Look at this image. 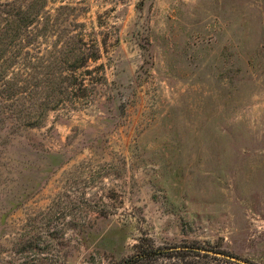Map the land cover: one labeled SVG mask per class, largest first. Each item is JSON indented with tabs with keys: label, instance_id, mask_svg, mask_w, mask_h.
Returning a JSON list of instances; mask_svg holds the SVG:
<instances>
[{
	"label": "rangeland",
	"instance_id": "obj_1",
	"mask_svg": "<svg viewBox=\"0 0 264 264\" xmlns=\"http://www.w3.org/2000/svg\"><path fill=\"white\" fill-rule=\"evenodd\" d=\"M71 50L97 54L86 92L0 148V264H114L144 237L264 264V0L0 1L24 109Z\"/></svg>",
	"mask_w": 264,
	"mask_h": 264
},
{
	"label": "trees",
	"instance_id": "obj_2",
	"mask_svg": "<svg viewBox=\"0 0 264 264\" xmlns=\"http://www.w3.org/2000/svg\"><path fill=\"white\" fill-rule=\"evenodd\" d=\"M0 1H5V4L15 2V0L10 3H8L9 0ZM89 56L86 57V54L84 55L80 50H71L67 53V57L63 62L50 64L55 69L50 79V87L48 90L44 87L45 92L42 91L43 98L37 99V103L32 102L31 108L24 109L23 103H21L23 94L18 91L21 89L17 88L16 82H7V85H5L0 81V87H2L0 89V140L4 142L0 143V148L12 140L16 131L36 126L49 110H56L60 104H63L65 98L73 95L75 99H79L80 96L76 95L75 92L80 90L86 92L87 87L84 85L83 77L85 73H90L88 62L97 60L95 52ZM81 69L84 71L77 74ZM39 86H41V82L34 84L30 97L35 91L34 88ZM71 91L75 92L70 94ZM81 96L83 97V94ZM6 109L8 110L7 117H1L5 114ZM202 251H205L203 247L192 244H173L160 247L156 246L150 238L144 237L135 245L133 253L121 258L114 264H153L160 259L182 258L190 255L195 257L202 255V257H211L212 259L218 258L202 253ZM222 260L232 263L226 259Z\"/></svg>",
	"mask_w": 264,
	"mask_h": 264
},
{
	"label": "water",
	"instance_id": "obj_3",
	"mask_svg": "<svg viewBox=\"0 0 264 264\" xmlns=\"http://www.w3.org/2000/svg\"><path fill=\"white\" fill-rule=\"evenodd\" d=\"M202 253H207L209 255H212V256H215V257H218V258L226 259V260H228L230 262H233L235 264H250V263H247L246 261L237 259L235 257L223 255V254H220V253H214V252H208V251H202Z\"/></svg>",
	"mask_w": 264,
	"mask_h": 264
}]
</instances>
